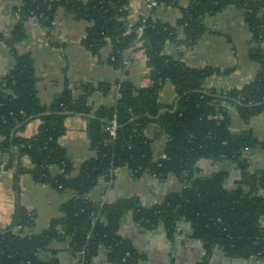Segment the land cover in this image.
Returning <instances> with one entry per match:
<instances>
[{
    "label": "trees",
    "instance_id": "trees-1",
    "mask_svg": "<svg viewBox=\"0 0 264 264\" xmlns=\"http://www.w3.org/2000/svg\"><path fill=\"white\" fill-rule=\"evenodd\" d=\"M129 2L24 0L18 9L20 23L11 46L24 38L25 19L36 17L51 29L63 8L89 25L84 45L93 54L108 44L112 46L110 64L116 69L124 65V52L141 44L152 84L138 89L132 82H119L115 105L96 111L88 104L94 92L91 86H84L77 99L72 90L65 89L51 105L44 106L37 96L32 58L16 56L14 68L0 81V150L11 154L6 168L16 169L17 180L30 174L36 182L61 193L72 191L74 196L62 206L63 218L53 220L38 234L33 231L35 215L18 206L13 225L0 231V264H59L56 259L42 261L39 257L54 242L67 243L80 264H94L101 251L106 252L111 264H138L140 255L120 234L121 222L128 214L142 229H163L170 238L177 235L181 223H190L192 238L206 249L202 264L210 262L216 248L233 260H264V228L260 225L264 217V172L250 171L244 157L246 150L264 149V140L248 129L235 133L232 122V112L245 124L264 114V0H192L174 25L151 15L130 22ZM159 4L177 6L175 0H159ZM230 7L244 12L254 44L249 58L260 70L242 88L206 89L208 78L231 70L190 68L181 54L167 55L165 47L168 43L196 45L207 32L206 18ZM181 33L184 41L178 40ZM167 82L175 88L177 111L169 107L159 119H153L164 109L159 96ZM112 88L104 84L98 90L107 94ZM71 116L88 119L87 134L94 152L77 176H73L74 165L59 142L66 132L65 121ZM34 120L41 121L37 134L22 137L20 133ZM114 120L116 138L109 130ZM152 124L159 128L158 137H167L161 155L155 153L146 134ZM26 156L32 169L22 166ZM202 161L237 164L240 179L236 187L227 188L229 173L225 169L203 175L199 169ZM53 166L61 173L54 176ZM125 167L135 178L147 174L165 182L175 176L183 187L152 207L143 206L137 197L115 203L88 198L102 178L112 182L116 171Z\"/></svg>",
    "mask_w": 264,
    "mask_h": 264
},
{
    "label": "crops",
    "instance_id": "crops-1",
    "mask_svg": "<svg viewBox=\"0 0 264 264\" xmlns=\"http://www.w3.org/2000/svg\"><path fill=\"white\" fill-rule=\"evenodd\" d=\"M24 0H0V81L4 80L16 64V56L29 55L33 60L36 77V91L40 103L44 106L52 104L54 99L65 89H70L77 99L84 86H91L94 92L88 99L89 106L98 110L103 106H113L119 97V82H132L138 88L151 86L150 69L147 56L137 44L124 52V65L120 69L110 64L112 46L106 45L98 54H93L84 45L89 25L75 18L63 8L59 10L53 27L46 28L36 17L25 19L23 23L24 38L10 45L15 30L20 23L18 9ZM88 3L91 0H80ZM176 7L159 5L153 11L147 9L148 0H130V22L142 17L153 16L155 20L174 25L192 0H175ZM206 34L194 46L168 43L165 47L167 55L181 54V59L190 68H214L231 70L224 75H214L207 79L206 89L231 90L242 88L252 82L260 70V66L249 58L254 47L252 34L249 31L244 12L230 7L205 20ZM179 41H184L183 33ZM264 49V40L262 42ZM113 85L112 90L104 94L98 88L101 85ZM159 102L164 108L174 107L177 94L172 83L167 82L160 92ZM233 131L240 133L252 130L254 135L264 140V114L254 117L248 124L232 112ZM88 119L82 116H71L65 121L66 132L60 139V145L67 151L74 165L73 176H77L81 165L94 156L87 134ZM41 121L29 123L21 134L24 138H32L40 128ZM159 128L152 124L146 134L153 141L157 155L163 154L167 137H158ZM244 157L252 172H264V149L260 146L246 150ZM11 158L9 152L0 150V231H6L14 222L18 206L24 207L35 215V233L45 231L53 220L62 219V206L70 201L72 191L59 192L49 185L36 182L30 174L20 175L16 179L15 168L7 169ZM22 166L32 169L29 157L22 158ZM201 173L209 176L225 169L229 173L227 188L233 189L240 179L237 164L231 162L216 163L202 161L199 164ZM56 176L61 173L56 166L51 168ZM183 184L175 176L160 182L150 175L135 178L125 167L116 171L115 179L108 182L102 178L97 187L88 194L93 202L115 203L119 200L139 198L142 205L152 207L162 203L167 196L179 192ZM264 228V217L260 221ZM120 234L129 240L140 255L138 264H202L206 258L204 245L192 238L190 223H181L177 235L170 238L163 229L147 231L142 229L131 214L121 222ZM42 261L56 259L59 264H80L78 258L69 250L67 243L54 242L39 254ZM94 264H111L105 251H101L94 259ZM208 264H264V260H233L226 257L218 248L215 249Z\"/></svg>",
    "mask_w": 264,
    "mask_h": 264
},
{
    "label": "built area",
    "instance_id": "built-area-1",
    "mask_svg": "<svg viewBox=\"0 0 264 264\" xmlns=\"http://www.w3.org/2000/svg\"><path fill=\"white\" fill-rule=\"evenodd\" d=\"M159 0H148L147 2V9L149 12L153 11L155 8L159 6ZM147 17V16H146ZM142 34V29L139 32V36ZM116 127H117V122L116 120L112 121V127L109 129L111 135L116 138ZM21 227H17V230H20Z\"/></svg>",
    "mask_w": 264,
    "mask_h": 264
},
{
    "label": "water",
    "instance_id": "water-1",
    "mask_svg": "<svg viewBox=\"0 0 264 264\" xmlns=\"http://www.w3.org/2000/svg\"><path fill=\"white\" fill-rule=\"evenodd\" d=\"M177 107H178V101L175 103V106H174V109L172 110V112H176L177 111ZM166 111H168V109H166V108H164V109H162L161 111H160V113L158 114V116L156 117V118H153V119H159V117L161 116V114L163 113V112H166Z\"/></svg>",
    "mask_w": 264,
    "mask_h": 264
}]
</instances>
